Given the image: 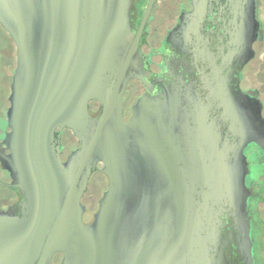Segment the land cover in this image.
Returning a JSON list of instances; mask_svg holds the SVG:
<instances>
[{
	"label": "water",
	"instance_id": "water-1",
	"mask_svg": "<svg viewBox=\"0 0 264 264\" xmlns=\"http://www.w3.org/2000/svg\"><path fill=\"white\" fill-rule=\"evenodd\" d=\"M133 1L0 0V28L16 57L9 154L0 163L24 199L18 215L0 211V264H51L56 253L61 264H226L223 249L233 241L252 264L243 152L264 149L260 104L242 107L216 82L220 120L195 103L181 114L166 94L141 98L125 123L120 100L129 80L146 84L129 25ZM236 3L235 42L249 53L255 0ZM90 102L101 108L96 118ZM56 129L78 144L64 162ZM94 171L108 184L84 224L80 201ZM222 219L235 238L222 239ZM257 229L261 254V223Z\"/></svg>",
	"mask_w": 264,
	"mask_h": 264
},
{
	"label": "flooded vegetation",
	"instance_id": "flooded-vegetation-1",
	"mask_svg": "<svg viewBox=\"0 0 264 264\" xmlns=\"http://www.w3.org/2000/svg\"><path fill=\"white\" fill-rule=\"evenodd\" d=\"M236 4V0L133 1L129 25L133 36L139 39L137 57H140V68L146 84L136 79L129 80L120 100L125 123L132 118V108L141 98L150 101L166 94L173 95L180 102L181 114L192 109L195 103L204 110L208 120H220L221 109L211 96L216 82L227 85L242 107L249 109L260 104V115L264 120V0H255L258 25L256 39L249 47L250 58L247 50L235 42L241 25ZM8 59L4 62L5 69L0 71V153L4 155L9 154L3 139L10 132L6 114L10 107V85L16 67V57ZM100 112L101 108L96 102L89 103L91 117H98ZM220 124L221 134L228 136L227 125ZM65 131L55 130L62 162L71 153L65 154L64 151L62 137ZM243 155L248 171L245 185L249 192L247 213L250 219L252 264H264V149L249 145ZM97 168H102V165L98 164ZM95 173L99 172L94 171L92 175ZM11 184L10 174L0 163V211L18 215L24 199ZM86 194L87 191L81 198L82 205ZM84 208L82 221L89 224L96 210L86 222L87 210ZM222 221L227 226L221 230L222 239L227 241L230 232L235 238L231 222ZM258 223L263 228L261 254L255 238L259 232ZM236 244L234 241L228 242L223 249L226 264H248ZM61 261L62 255L59 253L51 258V264H61Z\"/></svg>",
	"mask_w": 264,
	"mask_h": 264
},
{
	"label": "rangeland",
	"instance_id": "rangeland-1",
	"mask_svg": "<svg viewBox=\"0 0 264 264\" xmlns=\"http://www.w3.org/2000/svg\"><path fill=\"white\" fill-rule=\"evenodd\" d=\"M9 57H15V46L6 32L0 28V71L5 69L4 62ZM62 138L65 154L75 150V147H78V144H76L77 140L72 136L70 131H65ZM106 183V178L98 173H95L90 177L85 197L88 195L92 196L91 199L84 198L83 200V205L85 204L88 213H92L96 210L97 201L101 198L102 192L106 190ZM90 217L91 216L86 215L85 221H88Z\"/></svg>",
	"mask_w": 264,
	"mask_h": 264
},
{
	"label": "trees",
	"instance_id": "trees-1",
	"mask_svg": "<svg viewBox=\"0 0 264 264\" xmlns=\"http://www.w3.org/2000/svg\"><path fill=\"white\" fill-rule=\"evenodd\" d=\"M10 38V37H9ZM12 41V40H11Z\"/></svg>",
	"mask_w": 264,
	"mask_h": 264
}]
</instances>
